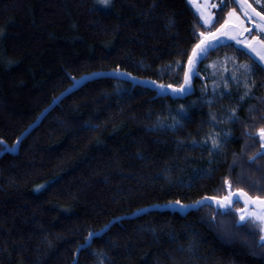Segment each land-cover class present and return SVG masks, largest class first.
Wrapping results in <instances>:
<instances>
[{
	"label": "trees",
	"instance_id": "trees-1",
	"mask_svg": "<svg viewBox=\"0 0 264 264\" xmlns=\"http://www.w3.org/2000/svg\"><path fill=\"white\" fill-rule=\"evenodd\" d=\"M234 7L207 30L187 0H0V264H264L249 226L222 235L204 201L227 194L225 176L264 196V157L247 162L258 137L241 153L244 124H264L250 119L264 113V72L243 76L251 55L222 43L190 94L158 87L183 83L199 33ZM233 108L218 153L193 143Z\"/></svg>",
	"mask_w": 264,
	"mask_h": 264
},
{
	"label": "snow or ice",
	"instance_id": "snow-or-ice-1",
	"mask_svg": "<svg viewBox=\"0 0 264 264\" xmlns=\"http://www.w3.org/2000/svg\"><path fill=\"white\" fill-rule=\"evenodd\" d=\"M234 5L238 6V11L247 18L249 24L252 26V30L256 31L260 39H257L256 36L252 37L250 42H245L240 37L243 36L245 32H248L249 29L243 27V21L240 19V16L237 15L236 11L229 9L226 14V19L224 24H221L219 28L216 29L215 33L210 32H200L198 42L192 48V54L188 56V64L185 66L184 70V80L179 87H174L173 85H159L158 87L163 90L165 87L170 89L174 94L187 95L190 94L189 80L190 76L194 74L193 64L198 62V60L203 57L212 47L213 41L217 39L218 36L228 35V25L229 21L233 20L234 23L231 25L234 35H230L229 38L236 41L237 44H244V47L251 53H254L255 56H250L249 63H242L238 65V71L245 77H248L254 73L258 68L261 72H264V3L262 0H253V3L260 7V11L256 10V7H253V3H249L248 0H230ZM102 5H108L109 0H100ZM229 3V0H219V5H212V7H219L223 9ZM201 21L205 27L215 23L213 15L211 13L205 15L201 12L200 16ZM258 57V59H256ZM177 63H180L177 61ZM231 79L233 81L237 80V76L233 73ZM245 89L243 95L239 96V100L243 101L247 95H249V86L245 81ZM215 87V86H214ZM227 83L224 84V88H227ZM222 95H227V93H222ZM212 103V101H208ZM250 112L255 110L250 108ZM186 116V106L181 105L176 116L173 117L174 124H178L181 119ZM235 123L239 117L237 116V110L235 108L225 112L223 117H217L214 114H210V119L208 123H211L214 127L211 132H209L206 138L203 141L193 143L197 146L206 147L207 151L214 155L220 151L224 146L225 142L230 138V133L224 130L216 131L215 126L222 123L223 120ZM251 120L255 121L257 119L264 121V113L259 117L252 115ZM244 131L242 136L245 139L246 143L241 146V153H244L250 147H253L255 142L258 143L259 148L256 152L251 153L247 156V162H254L260 157H264V124H261L259 127H256L254 124L250 125L248 123L244 124ZM250 127H254L255 131H249ZM19 139V138H18ZM253 141V144H248L247 141ZM211 144V147H208V144ZM0 143H3L0 141ZM6 147V146H5ZM235 155V154H234ZM231 168V165H230ZM254 184H259V181H254ZM223 185L228 190V194L222 197H208L207 199L211 200L213 204L216 205L213 208V215L208 219L207 223L215 230L219 231L222 235L229 238L237 236L240 234L238 231L241 228H244L245 225L249 227L246 230V234L251 236L255 240V246L258 248L264 249V196H252L249 191H246L243 188L232 189V181L228 176H225L223 179ZM43 186L37 185L36 190H40ZM256 191H264V188H256ZM177 205L181 207H186V205L181 204L179 200L175 201ZM195 205H199L200 201H194ZM237 203H243L244 207H237L235 212H232V206ZM254 206H259V211L253 212L249 211L250 208ZM219 217V221L217 220ZM107 227V226H105ZM257 232L259 238L256 239ZM94 233H89L85 237V243L77 246V251L81 250L88 246L89 241L94 236ZM76 255V253H74Z\"/></svg>",
	"mask_w": 264,
	"mask_h": 264
},
{
	"label": "rangeland",
	"instance_id": "rangeland-1",
	"mask_svg": "<svg viewBox=\"0 0 264 264\" xmlns=\"http://www.w3.org/2000/svg\"><path fill=\"white\" fill-rule=\"evenodd\" d=\"M187 1H188V3L190 4V6L192 7L193 11H194V12L197 14V16L199 17V20H200V22H201L202 25H203V22H202L201 19H200L201 12H203L205 15L211 13V14L213 15V19H214V13H215V11H217L218 8H219L218 6H217V7H212V5H218V2H217L218 0H187ZM252 1H253V0H252ZM257 6H258V5H257ZM258 7H259V6H258ZM231 9H232L233 11H236V12H237V15L240 16V19L243 21V27L246 28V29H249V31H248V32H245V33L243 34V36L240 37V38H241L242 40H244L245 42H250V41L252 40V37H253V36H256L257 39H260L259 34H258L256 31L252 30V26L249 24L247 18H245V17H244L239 11H238V8H237V7H234V8H231ZM227 13H228V12H227ZM225 19H226V17H225ZM225 19H224V21H225ZM224 21H223L222 24H224ZM233 23H234L233 20H230V21H229V25H228V35L218 36L217 39H216L215 41H213V42H217V41H218V42H220V41H225L226 43L233 44V45H235L236 47L243 49L244 51H246L247 53H249L252 57H254L255 54L249 52V51L244 47V44H237L235 40L229 38L230 35H234V31H232V28H231V25H232ZM220 25H221V24H220ZM220 25H219L217 28H219ZM203 27H204L205 29H207V30H210L211 27H212V25H209V26H207V27H205V26L203 25ZM217 28H216V29H217ZM216 29L213 30V31L211 30V31H207V32L215 33V32H216ZM213 42H212V43H213ZM256 59H258V57H257ZM196 63H197V62H196ZM196 63L192 65V67L194 68V71H195ZM187 64H188V62H187ZM262 66H264V65H262ZM227 194H228V192H227ZM227 194H226V195H227ZM204 201H205L207 204L211 205L213 208L216 207V205L213 204L211 200H209V199H205ZM235 205H238V207H240V208H243V207H244L243 203H237V204H234V205L232 206V208H233ZM167 206H168L169 208H174V207H175V208H179V209H181V210L187 209V208H189V206L191 207V205H186V207H181L180 205H177V204H168ZM167 206H166V207H167ZM249 211L257 212V211H259V206H254V207L250 208Z\"/></svg>",
	"mask_w": 264,
	"mask_h": 264
},
{
	"label": "water",
	"instance_id": "water-1",
	"mask_svg": "<svg viewBox=\"0 0 264 264\" xmlns=\"http://www.w3.org/2000/svg\"><path fill=\"white\" fill-rule=\"evenodd\" d=\"M237 8H238V6L237 5H235ZM222 43H226L225 41H220V42H213V47L210 49V50H212V49H215L217 46H219L220 44H222ZM209 50V51H210ZM187 66V65H186ZM193 75V74H192ZM192 75L190 76V79H191V77H192ZM189 85H190V80H189ZM172 92V91H171ZM173 93V92H172ZM174 94V93H173ZM178 95H180V94H178Z\"/></svg>",
	"mask_w": 264,
	"mask_h": 264
},
{
	"label": "flooded vegetation",
	"instance_id": "flooded-vegetation-1",
	"mask_svg": "<svg viewBox=\"0 0 264 264\" xmlns=\"http://www.w3.org/2000/svg\"><path fill=\"white\" fill-rule=\"evenodd\" d=\"M217 2H218V5H219V0Z\"/></svg>",
	"mask_w": 264,
	"mask_h": 264
}]
</instances>
